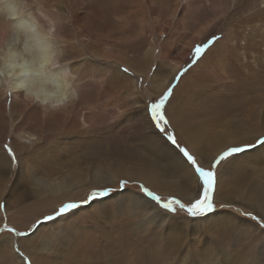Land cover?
Masks as SVG:
<instances>
[{
    "label": "rangeland",
    "instance_id": "rangeland-1",
    "mask_svg": "<svg viewBox=\"0 0 264 264\" xmlns=\"http://www.w3.org/2000/svg\"><path fill=\"white\" fill-rule=\"evenodd\" d=\"M260 1L232 18L231 0H42L60 21L61 39L73 44V61L84 59V74L76 108L68 112L48 113L25 100L12 107L15 95H0V153L8 156L3 145L11 144L18 161L10 160L9 181L1 182L0 264H264V228L242 214L264 219V144L257 143L264 139ZM194 39L200 43L192 45ZM198 46L204 47L199 56ZM184 51L191 57L180 62L176 56ZM165 77L168 85L158 89ZM131 78L139 92L135 104ZM169 87L167 130L201 167L209 168L229 146L254 145L217 166L215 207L204 216L178 207L168 213L140 188L185 205L202 192L193 168L147 111ZM85 114L93 117L88 127ZM160 139L180 164L152 152ZM28 152L34 154L20 156ZM122 180L128 181L123 187ZM41 183L62 192L50 193ZM105 188L112 191L44 219L61 204Z\"/></svg>",
    "mask_w": 264,
    "mask_h": 264
},
{
    "label": "clouds",
    "instance_id": "clouds-1",
    "mask_svg": "<svg viewBox=\"0 0 264 264\" xmlns=\"http://www.w3.org/2000/svg\"><path fill=\"white\" fill-rule=\"evenodd\" d=\"M41 7L42 0H0V95L22 93L26 102L55 112L74 104L79 89L57 20Z\"/></svg>",
    "mask_w": 264,
    "mask_h": 264
},
{
    "label": "snow or ice",
    "instance_id": "snow-or-ice-1",
    "mask_svg": "<svg viewBox=\"0 0 264 264\" xmlns=\"http://www.w3.org/2000/svg\"><path fill=\"white\" fill-rule=\"evenodd\" d=\"M204 47H207V45H205ZM204 47H196L195 54L197 56L202 54ZM123 71L128 72L129 70L127 68H124ZM185 71H187V68L183 69L181 73L175 77V79L178 80ZM171 94L172 88L169 87L157 100H155V102L147 105V111L149 112L151 120L154 123L155 127L159 130V132L165 135L166 139L178 149L179 153L182 154V157L185 159L187 164H189L193 168L199 181L201 182L202 192L199 194V198L194 199L188 205H185L177 197H169L168 199L164 200L161 199V197L156 195L154 192L150 191L148 188L144 187L143 185H140V188L142 193L146 197L151 198V200L156 205H158L160 209H163L168 213H175L178 207L179 209L186 211L190 217L204 216L213 211L215 207L212 202L211 193L213 192L214 186L216 184L217 174L215 169L217 168V166H219L222 162L229 160L236 154L245 151L246 148L253 147L254 145L246 144L242 146H229L225 150H223L219 155L213 158V161L211 162L209 168L205 169L201 167L198 164L196 157L192 153H190L186 147L181 146L177 142L174 132L167 130L169 121L165 115L164 108ZM257 143L264 144V139H258ZM3 148L7 151V154L10 157L12 164L16 165L18 161L15 153L13 152V149L7 143L3 145ZM120 183L123 187L125 184L128 183V181L122 180ZM111 191L112 189L110 188L93 190L89 193L88 197L82 201H69L61 204L54 211L53 215L46 216L44 219L53 220L57 217L65 216L73 210L81 207L83 204H88L97 198L106 196ZM2 207H4V205H0V208ZM242 214L256 221L260 225V227L264 228V219H262L258 215H253L251 212ZM5 230L13 233L16 236L26 235V233H21L14 228H8L7 225H5ZM14 248L17 252L19 251L18 246H14ZM20 255L23 257V253H20ZM24 259L27 258L25 257Z\"/></svg>",
    "mask_w": 264,
    "mask_h": 264
},
{
    "label": "bare ground",
    "instance_id": "bare-ground-1",
    "mask_svg": "<svg viewBox=\"0 0 264 264\" xmlns=\"http://www.w3.org/2000/svg\"><path fill=\"white\" fill-rule=\"evenodd\" d=\"M217 1H219V2H221V3H226L227 2V0H217ZM256 1L257 0H231V2H232V5H230L229 4V6L234 10V11H232V18L235 16V14H237L238 12H249V11H252L253 9H255V8H257L258 7V5L256 4ZM218 2V3H219ZM259 2V1H258ZM260 4H261V6L262 7H260V8H262V11H264V0H261L260 1ZM219 5V4H218ZM224 5H226L227 6V4H224ZM230 7H229V9H230ZM39 11H43L46 15H48V16H50V17H52L53 19H56L57 20V27H58V31L60 30V21L51 13V10H45V8H44V6H43V2H42V7L39 9ZM257 12V11H256ZM230 13V12H229ZM258 13H260L259 12V10H258ZM262 14V13H261ZM80 20H81V16H79V15H75L74 16V23L75 24H79V22H80ZM81 29V28H80ZM79 29V30H80ZM91 30V29H90ZM60 32V31H59ZM154 32V31H153ZM83 35L84 36H87V32H86V30L84 29L83 30ZM92 36V35H91ZM132 37V36H131ZM61 41H62V46H63V51H64V54L66 55V54H68L69 56H70V59L69 60H66V61H68V64H69V67H70V69L73 71V72H75L76 74H77V84H78V89H79V95H80V88H81V86H80V82H79V77H80V74L81 73H83L84 72V59L83 60H81V61H79L78 59L76 60V61H73V59L75 58V56H74V54L75 53H73V52H71V51H73L74 49V46H73V44H71V43H68L67 42V40H65V39H61ZM200 43V39L199 40H197V39H194V44H192V45H196V44H199ZM154 44V43H153ZM79 45L80 46H82V44L79 42ZM154 49V48H153ZM187 50V49H186ZM80 51V50H79ZM150 51V50H149ZM153 51V50H152ZM148 53V52H147ZM157 57V56H156ZM181 57H182V60H181ZM191 57V53H190V51H184V52H182L181 53V55H179V56H176V58H179V60H181L180 62H182L183 60L185 61V60H188V58H190ZM145 58V57H144ZM65 59V58H64ZM91 59V58H90ZM174 61V60H173ZM180 68V65H175V66H173V67H171V69H172V72L174 71H177L178 69ZM84 74V73H83ZM85 76V75H84ZM246 78V77H245ZM165 79H167V77H165ZM129 83H130V85H132V87H133V91L132 90H129V96L131 97V102H132V104H135V103H137V101L139 100L138 99V91H137V89H136V87H137V83H136V79L135 78H131L129 81H128ZM166 85H168V79L166 80V81H160V83L158 84V89H163V88H165L166 87ZM254 87V86H253ZM165 90V89H164ZM250 90V89H249ZM15 95V98H16V100L15 101H13L12 103H11V106L13 107L14 105H17L20 101H18V100H24L23 99V94L22 93H20V94H14ZM79 98V97H78ZM21 103V102H20ZM23 103V102H22ZM38 105V104H37ZM76 105H77V103L75 102L74 104H72V105H70V106H68V107H66V108H64V109H61V110H59L60 111V113L61 112H63L64 110H67V112L69 111L68 110V108H71V110H73V109H75L76 108ZM39 107H38V109H42V107L40 106V105H38ZM36 108V107H35ZM37 109V110H38ZM44 109V108H43ZM89 111V110H88ZM51 112V111H50ZM48 113H49V111H48ZM55 113V112H54ZM59 113V114H60ZM64 113H66V111L64 112ZM47 114V113H46ZM61 115H63V113L61 114ZM51 116H53V115H51ZM64 117L63 118H65L64 120H66L67 119V117L68 116H66V115H63ZM138 116V115H137ZM140 116V115H139ZM40 117V116H39ZM82 117V121H83V124L84 125H87V127L91 124V123H93V120H92V116L91 115H89V114H85V115H82L81 116ZM144 116H142V118H143ZM47 118V117H46ZM68 118H70V116L68 117ZM25 119V118H24ZM144 119V118H143ZM26 120H28V121H31L32 119L31 118H29V117H27V119ZM69 120V119H68ZM145 120V119H144ZM42 121H44V120H42ZM81 121V122H82ZM138 125V124H137ZM18 127L16 126L15 127V129H17ZM155 133V132H154ZM223 134V133H222ZM154 136L156 135V134H153ZM219 136V135H218ZM222 136V135H221ZM225 136V135H224ZM40 138H42L43 139V136H41ZM220 138V137H219ZM46 139V137L42 140V141H44ZM41 141V142H42ZM157 142L156 143H154V146H153V148H152V152H154L155 154L156 153H161V157H163L164 158V156L166 157V158H170L173 162H177V163H179L180 164V162H181V158L180 157H177L176 156V154H175V152L171 149V148H169L165 143H164V141L163 140H156ZM218 142H220V141H218ZM233 142V141H232ZM37 143V142H36ZM152 145V144H151ZM9 146L12 148V146H11V144H9ZM151 148V147H150ZM24 149V148H23ZM41 150V146H37V148H34V150L35 151H38V150ZM34 151V152H35ZM147 151V150H146ZM145 151V152H146ZM34 152H28L27 154H24V155H20L21 157H23V156H27V157H29V156H32L33 154H34ZM234 157V156H233ZM10 158L5 154V152L3 151V153H0V188H1V190H4V185L1 183V182H3L4 184H6L7 183V181H9V175H10V173H11V168H12V165H11V162H10ZM182 162H184V161H182ZM167 164H168V162H167ZM174 165V164H173ZM184 165V164H183ZM170 166V165H169ZM116 173V172H115ZM111 179V178H110ZM111 180H113V179H111ZM37 183H40V180H38L37 181ZM110 183V182H109ZM41 185H43V183H41ZM44 186V190H46V191H48V192H50V193H58V192H62V190L60 189V188H58L57 187V185H55V184H46V185H43ZM43 188V187H42ZM0 190V191H1ZM0 198H1V194H0ZM223 253V252H222ZM222 264V263H221Z\"/></svg>",
    "mask_w": 264,
    "mask_h": 264
}]
</instances>
